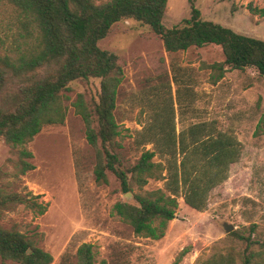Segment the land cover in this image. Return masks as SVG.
<instances>
[{
    "label": "rangeland",
    "instance_id": "1",
    "mask_svg": "<svg viewBox=\"0 0 264 264\" xmlns=\"http://www.w3.org/2000/svg\"><path fill=\"white\" fill-rule=\"evenodd\" d=\"M195 7L202 20L264 40V0H195ZM191 14L189 0H169L163 24L167 29L183 26ZM32 42L24 15L0 1V54L16 55ZM98 45L117 55L124 71L114 112L121 134L112 147L124 167L134 166L147 150L156 152L155 162L167 165L175 143L192 145L204 125L207 132L240 143L239 161L230 166L229 178L210 192L206 210L190 208L180 198L176 218L162 239L137 235L113 208L142 191L135 188L127 196L111 172L107 184L96 181L95 150L72 103L80 94L91 105L98 101L100 79H79L66 92L64 124L45 126L24 147L0 138V198L17 192L46 207L40 214L38 207L0 206V226L24 233L51 253V264H77L83 243L94 246L95 264H172L187 246L192 250L180 264H202L228 253H235L236 264H241L246 243L237 233L258 243L252 249L264 243V76L253 67H227L225 77L213 84L208 67L224 62L220 46L169 53L148 25L134 19L114 24ZM23 149L33 153L29 161L35 165L25 175L19 172ZM164 187V181L152 179L143 191ZM225 224L233 230L227 232Z\"/></svg>",
    "mask_w": 264,
    "mask_h": 264
},
{
    "label": "trees",
    "instance_id": "2",
    "mask_svg": "<svg viewBox=\"0 0 264 264\" xmlns=\"http://www.w3.org/2000/svg\"><path fill=\"white\" fill-rule=\"evenodd\" d=\"M15 6L25 17L33 32V42L16 55L0 54V138L19 147L31 143L45 126L65 123L69 85L76 80L100 79L98 101L89 104L80 94L72 103L85 124L88 143L96 154L95 177L100 184L108 183V172L120 182L123 192H134L133 201L115 204L114 212L137 235L162 239L170 221L176 218L179 199L197 211L208 206L209 194L229 178L230 166L241 156V145L229 135L209 133L206 126L194 137L192 145L182 140L173 146L167 165L155 162L156 152L145 151L138 162L123 166L112 149L120 136L115 118L118 89L124 78L118 56L102 50L98 43L112 26L124 19L148 25L164 43L169 53L191 47L215 44L223 50L224 62L209 65L210 80L217 84L232 70L255 68L264 76V40L243 35L233 29L201 18L195 0H189L191 17L183 26L167 29L163 19L169 0H0ZM254 11V10H253ZM264 15V10L260 12ZM229 67V69L227 68ZM260 125H258V129ZM33 153L21 151L19 172L25 175L35 169L29 160ZM164 181V189L143 191L150 180ZM34 197L17 192L4 193L0 206L23 204L28 208L46 207ZM236 234V233H235ZM245 241L241 264H264V243L236 234ZM192 246L185 247L172 264H180ZM0 258L2 264H51V253L39 248L24 233L0 226ZM95 250L83 243L77 250V264H95ZM202 264H236V254H220Z\"/></svg>",
    "mask_w": 264,
    "mask_h": 264
},
{
    "label": "water",
    "instance_id": "3",
    "mask_svg": "<svg viewBox=\"0 0 264 264\" xmlns=\"http://www.w3.org/2000/svg\"><path fill=\"white\" fill-rule=\"evenodd\" d=\"M127 196H131V193H128ZM225 230L227 232H231L233 230V227L231 225L225 224Z\"/></svg>",
    "mask_w": 264,
    "mask_h": 264
}]
</instances>
